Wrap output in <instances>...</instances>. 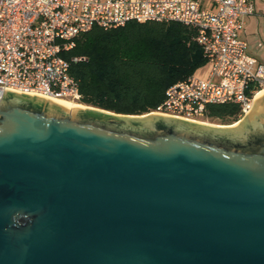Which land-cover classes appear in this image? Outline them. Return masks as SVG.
<instances>
[{
	"label": "water",
	"instance_id": "obj_1",
	"mask_svg": "<svg viewBox=\"0 0 264 264\" xmlns=\"http://www.w3.org/2000/svg\"><path fill=\"white\" fill-rule=\"evenodd\" d=\"M0 96V264H264V91L237 125Z\"/></svg>",
	"mask_w": 264,
	"mask_h": 264
},
{
	"label": "built area",
	"instance_id": "obj_2",
	"mask_svg": "<svg viewBox=\"0 0 264 264\" xmlns=\"http://www.w3.org/2000/svg\"><path fill=\"white\" fill-rule=\"evenodd\" d=\"M211 1L215 9L202 0H0V96L11 91L78 101L77 81L62 56L76 36L94 25L177 20L199 27L209 75L173 83L151 113L200 122L207 104L237 102L243 117L264 89L258 59L240 36L244 16L255 8L250 0Z\"/></svg>",
	"mask_w": 264,
	"mask_h": 264
},
{
	"label": "trees",
	"instance_id": "obj_3",
	"mask_svg": "<svg viewBox=\"0 0 264 264\" xmlns=\"http://www.w3.org/2000/svg\"><path fill=\"white\" fill-rule=\"evenodd\" d=\"M198 33V26L177 20L92 26L62 52L78 84V102L121 114L156 110L170 85L208 62ZM241 112L237 102L209 103L204 118L231 124Z\"/></svg>",
	"mask_w": 264,
	"mask_h": 264
},
{
	"label": "crops",
	"instance_id": "obj_4",
	"mask_svg": "<svg viewBox=\"0 0 264 264\" xmlns=\"http://www.w3.org/2000/svg\"><path fill=\"white\" fill-rule=\"evenodd\" d=\"M255 8L254 13L244 16V25L240 32V36L247 42V50L255 55L258 63L261 61L256 51L264 50V0H250ZM202 6L215 9L216 6L211 0H202ZM255 50V51H254ZM203 68V71L198 74V71ZM210 64L207 62L196 71V75L208 77ZM204 123V122H203Z\"/></svg>",
	"mask_w": 264,
	"mask_h": 264
},
{
	"label": "rangeland",
	"instance_id": "obj_5",
	"mask_svg": "<svg viewBox=\"0 0 264 264\" xmlns=\"http://www.w3.org/2000/svg\"><path fill=\"white\" fill-rule=\"evenodd\" d=\"M256 53L260 57L259 59L261 60L256 66V72L258 73V75L262 76V75H264V50H261L259 52L256 51ZM202 71H203V68H201L198 71V74L200 75V72H202ZM68 100H70V99H68ZM74 102H78V101H74ZM78 103H80V102H78ZM84 105H86V104H84ZM87 106H90V105H87ZM91 107L95 108L94 106H91ZM85 110H88V109H85ZM89 110H92V109H89ZM146 114L148 115V114H152V113L150 112V113H146ZM153 114H157V113H153ZM142 115H144V114H142ZM142 115H139V116H123V115H119L118 117L141 118V117H146L147 116V115H145V116H142ZM157 115H160V114H157ZM243 118L244 117H240L239 120L241 121ZM199 124L206 125V126H211V127H221V126H215V124H217V125H219V124L220 125H225V126H222V127H232V126H226V125H230V124H227L223 120H220V119H217V118H214V119L202 118V119H200ZM210 124H212V125H210Z\"/></svg>",
	"mask_w": 264,
	"mask_h": 264
},
{
	"label": "bare ground",
	"instance_id": "obj_6",
	"mask_svg": "<svg viewBox=\"0 0 264 264\" xmlns=\"http://www.w3.org/2000/svg\"><path fill=\"white\" fill-rule=\"evenodd\" d=\"M262 91H264V89H261L257 94H256V96L257 95H259ZM45 98H47V99H50L51 101H53V102H55L56 104H58V105H60V106H62V107H64V108H66V109H68V110H70V111H73V110H76V109H78V110H83V109H95V108H93V107H91V106H87V105H84V104H82V103H78V102H74V101H70V100H68V99H65V98H59V97H45ZM145 115H147V114H144V115H142V116H145ZM240 121H235V122H233L232 124H230V125H226V126H235V125H237L238 123H239ZM210 125H212V124H210ZM215 126H225V125H217V124H215Z\"/></svg>",
	"mask_w": 264,
	"mask_h": 264
}]
</instances>
